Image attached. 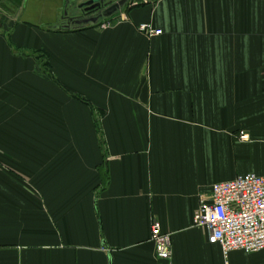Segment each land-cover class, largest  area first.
<instances>
[{
	"label": "crops",
	"instance_id": "1",
	"mask_svg": "<svg viewBox=\"0 0 264 264\" xmlns=\"http://www.w3.org/2000/svg\"><path fill=\"white\" fill-rule=\"evenodd\" d=\"M44 1L0 0V264H156L153 222L172 264H264L192 223L212 185L264 174V1L133 3L81 30Z\"/></svg>",
	"mask_w": 264,
	"mask_h": 264
},
{
	"label": "built area",
	"instance_id": "2",
	"mask_svg": "<svg viewBox=\"0 0 264 264\" xmlns=\"http://www.w3.org/2000/svg\"><path fill=\"white\" fill-rule=\"evenodd\" d=\"M138 31L148 38L162 35L150 24L138 26ZM192 223L194 228L207 232L209 241L219 246L225 260L232 252H263L264 174H246L212 185L210 194L200 198ZM150 238L156 264H172L171 235L153 222Z\"/></svg>",
	"mask_w": 264,
	"mask_h": 264
},
{
	"label": "water",
	"instance_id": "3",
	"mask_svg": "<svg viewBox=\"0 0 264 264\" xmlns=\"http://www.w3.org/2000/svg\"><path fill=\"white\" fill-rule=\"evenodd\" d=\"M65 0V10L62 21L67 22L68 28L75 30L99 25L103 20H109L119 13L134 0ZM71 2L70 7L68 8ZM68 9V10H67ZM95 11L96 16L92 19H81L87 12ZM83 12V13H82Z\"/></svg>",
	"mask_w": 264,
	"mask_h": 264
},
{
	"label": "rangeland",
	"instance_id": "4",
	"mask_svg": "<svg viewBox=\"0 0 264 264\" xmlns=\"http://www.w3.org/2000/svg\"><path fill=\"white\" fill-rule=\"evenodd\" d=\"M38 1H41V0H27V4H26L25 9L28 10L29 8L34 7ZM154 1L155 0H134V4H136L138 7V6L147 4V3L151 4ZM44 2H46L45 8H44V15L46 16L47 19H50L53 17L54 12L56 11L55 9H56V5L58 3V0H45ZM70 5H71V2L69 4L68 8L70 7ZM40 9L41 8H38V10H40ZM64 10H65V2H64V6L62 7V17H63Z\"/></svg>",
	"mask_w": 264,
	"mask_h": 264
},
{
	"label": "flooded vegetation",
	"instance_id": "5",
	"mask_svg": "<svg viewBox=\"0 0 264 264\" xmlns=\"http://www.w3.org/2000/svg\"><path fill=\"white\" fill-rule=\"evenodd\" d=\"M118 1V0H117ZM117 1H114V2H117ZM83 13V12H82ZM84 16H81V19L83 20H86V19H92V18H95L96 16V13L95 11H91V12H87L83 14Z\"/></svg>",
	"mask_w": 264,
	"mask_h": 264
}]
</instances>
